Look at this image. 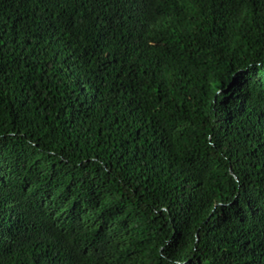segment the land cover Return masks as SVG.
<instances>
[{
	"label": "trees",
	"instance_id": "obj_1",
	"mask_svg": "<svg viewBox=\"0 0 264 264\" xmlns=\"http://www.w3.org/2000/svg\"><path fill=\"white\" fill-rule=\"evenodd\" d=\"M0 264H264V0H0Z\"/></svg>",
	"mask_w": 264,
	"mask_h": 264
}]
</instances>
